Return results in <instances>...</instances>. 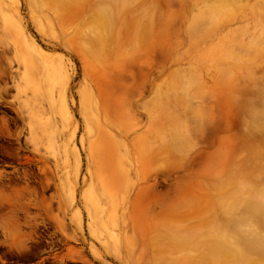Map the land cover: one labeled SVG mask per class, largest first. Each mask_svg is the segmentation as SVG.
<instances>
[{
	"label": "rangeland",
	"instance_id": "obj_1",
	"mask_svg": "<svg viewBox=\"0 0 264 264\" xmlns=\"http://www.w3.org/2000/svg\"><path fill=\"white\" fill-rule=\"evenodd\" d=\"M0 264H264V0H0Z\"/></svg>",
	"mask_w": 264,
	"mask_h": 264
},
{
	"label": "bare ground",
	"instance_id": "obj_2",
	"mask_svg": "<svg viewBox=\"0 0 264 264\" xmlns=\"http://www.w3.org/2000/svg\"><path fill=\"white\" fill-rule=\"evenodd\" d=\"M97 91H98V89H97ZM115 95L116 94L112 93L110 90H107V96H106L107 99L105 100V106L107 107V109L110 111V114H112V115H114V112H116V111H114V108H121L124 104V99L121 96L117 97ZM97 147H98V145H97ZM95 148H96V146H95ZM97 150L98 151L96 153H97L98 159H99V167L104 172V176H103L104 179L103 180L105 181V182H103V180H102L101 195H102V198L111 199L114 197V194H115V186L117 185V177L118 176H117L116 172L113 169H111V167H109V161L107 158V153H108V151H110L109 147L106 145H103V146H99V148Z\"/></svg>",
	"mask_w": 264,
	"mask_h": 264
}]
</instances>
